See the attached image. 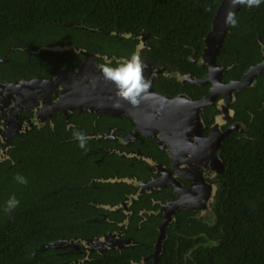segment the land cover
Here are the masks:
<instances>
[{
	"label": "flooded vegetation",
	"instance_id": "obj_1",
	"mask_svg": "<svg viewBox=\"0 0 264 264\" xmlns=\"http://www.w3.org/2000/svg\"><path fill=\"white\" fill-rule=\"evenodd\" d=\"M69 26L84 31L70 32L69 38L62 35L63 42L26 41L13 51H22L28 59L44 52L42 56L50 59L62 55L57 69L0 80L19 81L13 93L0 100V229L11 221L29 224L33 255L43 252L34 264H82L125 250L135 254L128 264H162L173 239L193 236L207 246L217 244L202 230L217 225L219 209L230 199L227 159L246 146L264 150V140L253 135L255 112L264 116V65L254 84L243 89L215 88L212 81L199 85L181 77L200 79L208 74V66L197 62L204 48L198 55L193 49L186 56V70H181L180 49L166 48L163 33L145 28L129 32L118 25ZM90 32L95 38L84 36ZM259 44L260 59L239 77L227 72L235 62L223 66L217 58L224 83L241 80L250 67L264 62V42ZM138 49L143 75L156 92L206 102L199 107L200 121L191 122V128L166 121L169 112L162 105L156 110L155 102L149 104L151 97L136 106L118 98L115 84L105 80L100 85L110 83L115 92L107 112L94 104L85 108L80 98H67L72 92L67 85L93 83L90 71L71 74L87 57L98 71L105 58L115 64ZM63 97L67 101L60 103ZM118 100L120 106L114 107ZM155 114L160 115L157 122ZM75 130L90 137L87 150L79 147ZM13 167L30 181H17V187L32 191L29 205L17 197L23 188L16 195L6 185L5 171ZM13 196L19 206L6 213V202ZM159 238L162 247L156 257Z\"/></svg>",
	"mask_w": 264,
	"mask_h": 264
},
{
	"label": "trees",
	"instance_id": "obj_2",
	"mask_svg": "<svg viewBox=\"0 0 264 264\" xmlns=\"http://www.w3.org/2000/svg\"><path fill=\"white\" fill-rule=\"evenodd\" d=\"M221 1L0 0V57H5L13 47L26 41L39 44L48 39L52 42L58 39L57 42H63L62 35L69 38L70 32L84 31V27L75 28L69 26L71 24L99 25L107 29L118 25L121 30L129 32L145 28L157 35L163 33L167 40L166 48L168 45L172 49L179 47L181 70H186V56L193 49L198 55L205 47L204 37ZM236 18L238 24L229 27L217 57L223 66L235 62V66L227 71L232 77L241 76L261 57L259 40L264 42V3L251 9L239 6ZM157 24L167 27L163 30L151 26ZM88 34L84 33V36L95 38V33ZM100 37L105 36L100 34ZM13 51L7 60L0 61V80L14 79L19 74L29 76L55 70L63 57L54 59L53 55L50 59L42 56L46 54L44 52L28 59L22 57V51ZM255 115L253 126L257 131H253V135L264 140V116H260L262 114L258 111ZM257 149L246 146L227 159L230 199L220 207L217 225L202 230L209 233L217 244L207 246L202 243L201 237L193 236L182 237L180 242L173 239L172 243L168 242L171 246L163 252L162 264H264V150ZM16 168L5 171L6 185L15 194L18 188H23L21 196L20 192L19 196L16 195L21 202L29 205L32 191L25 186L17 187ZM29 227V224L11 221L9 227L0 229V264H34L43 257V252L33 255L34 242L27 233ZM199 230L197 228L196 234ZM130 256H135L130 250L122 254L111 251L110 255L102 256L100 260L82 264H128Z\"/></svg>",
	"mask_w": 264,
	"mask_h": 264
},
{
	"label": "water",
	"instance_id": "obj_3",
	"mask_svg": "<svg viewBox=\"0 0 264 264\" xmlns=\"http://www.w3.org/2000/svg\"><path fill=\"white\" fill-rule=\"evenodd\" d=\"M231 7L230 0H222L219 4L213 20L211 22L210 29L208 33L204 37L205 47L203 49L201 57L197 60L200 64H206L208 66L209 72L204 78H194L191 76H183L181 77L182 80H190L196 84H205L206 82L212 81L213 87H228L230 86L232 89L239 88L243 89L248 85L254 84V79L258 73L262 71V65L264 62L255 66L250 67L246 72L244 77L241 80L231 81L229 83H224L222 81L221 73L222 68L219 66L217 62V57L221 51L224 38L226 34L229 32V26L224 23V18L226 12ZM239 5H237L234 9L235 13H237ZM15 49L14 47L9 51V53L5 57H0V61H5L9 58L10 53ZM78 51H83V53L87 54L84 50L78 49ZM90 62L88 61V57L85 59L84 65L78 69V71H74L72 75H78L80 72H92L93 73V83L80 84L78 88L74 85H67L66 88L70 87V91L72 92L68 94V99H74L75 97L81 99V103L85 108H89V105H96L102 107L101 111L107 112V108L111 106L112 96L114 89L110 86V83L101 84L104 81V78L101 73V77H98L99 70H95L94 67L89 65ZM94 69L93 71L91 69ZM86 70V71H85ZM63 74V73H62ZM61 74V75H62ZM40 80H46L45 78H40ZM103 80V81H102ZM150 81V88L146 95L147 100L148 97L150 98L149 104L155 102L156 110L162 105L164 110H167L169 114L164 116L166 121H175L178 127L181 129L183 127H192L191 122L195 119L199 118L200 121V114H199V107L206 103L205 101L202 102H194L192 101L187 95H182L177 98H170L163 94L156 92L153 88L152 82ZM29 82H33L30 80ZM19 86V81L10 82V81H0V100L3 97L8 96L13 90ZM79 89H83L85 91H80ZM91 93V94H89ZM71 99V101H72ZM67 101L64 97L60 103ZM2 103V102H1ZM142 103V101L140 102ZM88 105V106H87ZM155 110V111H156ZM154 111V112H155ZM154 117L156 118L155 121L157 122L160 119V115L155 114ZM159 127L158 124H156ZM163 238V237H162ZM159 238V244L156 251V257L161 252V239ZM155 255V254H154ZM144 261L137 263L142 264Z\"/></svg>",
	"mask_w": 264,
	"mask_h": 264
},
{
	"label": "clouds",
	"instance_id": "obj_4",
	"mask_svg": "<svg viewBox=\"0 0 264 264\" xmlns=\"http://www.w3.org/2000/svg\"><path fill=\"white\" fill-rule=\"evenodd\" d=\"M264 0H230L231 7L225 14L224 23L229 27H236L238 24L236 13L234 11L237 5L249 9L258 8ZM210 10V9H208ZM105 63L98 64L97 67L102 73L105 81L111 82L116 86V96L128 101L133 106L139 105L141 100L146 97L150 88V81L143 75L142 60L139 49L134 52L130 58L122 57L113 64L111 59L105 58ZM119 107V100L113 105ZM74 128V125H68ZM73 136L79 141V147L87 150V141L90 137L80 130L73 131ZM15 179L23 184H27V179L17 174ZM19 200L13 196L6 202L4 211L12 212L19 206ZM135 264V262H132Z\"/></svg>",
	"mask_w": 264,
	"mask_h": 264
}]
</instances>
